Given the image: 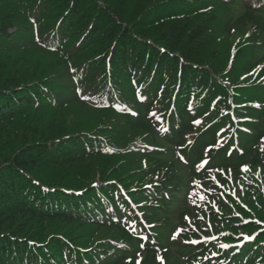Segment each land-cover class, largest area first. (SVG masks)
Masks as SVG:
<instances>
[{
  "label": "trees",
  "instance_id": "trees-1",
  "mask_svg": "<svg viewBox=\"0 0 264 264\" xmlns=\"http://www.w3.org/2000/svg\"><path fill=\"white\" fill-rule=\"evenodd\" d=\"M137 262L264 264V0H0V264Z\"/></svg>",
  "mask_w": 264,
  "mask_h": 264
},
{
  "label": "rangeland",
  "instance_id": "rangeland-1",
  "mask_svg": "<svg viewBox=\"0 0 264 264\" xmlns=\"http://www.w3.org/2000/svg\"><path fill=\"white\" fill-rule=\"evenodd\" d=\"M251 221H254V219H250V218H244L243 219V223H249ZM261 221L257 220L256 223L259 226H263V224L259 223ZM209 228L211 229V227L209 226ZM263 228V227H262ZM225 231V230H224ZM223 234H219V233H215L212 231H210L209 235H203L200 236L199 240L206 242L207 244L213 243L215 242L219 237H221ZM257 235V232H253L251 238L255 237ZM249 236L246 233H241V234H237L235 235V240L233 242H230L229 244H227V247H222L221 251L226 250V249H231V248H236V250L240 249V247H242L245 239H248ZM198 240V239H197ZM218 252L217 250L212 251V254L216 255ZM217 257V255L215 256V258ZM229 260V259H228ZM227 262V260H226Z\"/></svg>",
  "mask_w": 264,
  "mask_h": 264
},
{
  "label": "snow or ice",
  "instance_id": "snow-or-ice-1",
  "mask_svg": "<svg viewBox=\"0 0 264 264\" xmlns=\"http://www.w3.org/2000/svg\"><path fill=\"white\" fill-rule=\"evenodd\" d=\"M194 123H199V121H194ZM189 143H191V141H189ZM207 161H204L203 164L199 165L198 167H203L204 164H206ZM244 170L247 171V166H244ZM180 230H178L179 232ZM173 239H175V235L173 236ZM143 247V245H141ZM222 247H227V245H222ZM137 264H139V262H137Z\"/></svg>",
  "mask_w": 264,
  "mask_h": 264
}]
</instances>
